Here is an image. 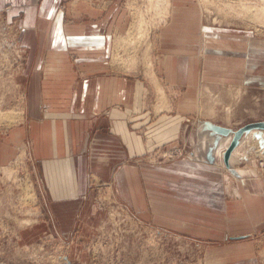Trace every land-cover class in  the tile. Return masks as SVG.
I'll use <instances>...</instances> for the list:
<instances>
[{"label": "crops", "instance_id": "1", "mask_svg": "<svg viewBox=\"0 0 264 264\" xmlns=\"http://www.w3.org/2000/svg\"><path fill=\"white\" fill-rule=\"evenodd\" d=\"M61 1L0 0V6L9 4L11 14L22 17L25 43L40 42L38 48L29 47L24 69L30 78L23 102L25 122L9 129L0 140V162L25 146L48 218L45 227L71 233L83 226L87 231L94 208L90 199L79 197L87 191V172L104 174L110 162L180 137L193 142L192 158L140 169L126 163L119 166L113 173L119 196L131 201L140 216H150L166 227L178 224L183 229H206L207 216L213 218V231L222 227V216L226 226L235 225V231L263 225L264 175H257L251 165L255 160L251 157L246 170L239 164L223 165V150L231 139L228 134L219 140L216 160L209 162L202 157L206 150L196 147V129L184 128L183 122L195 102L193 89L199 84L202 89H210V84L237 89L240 97H247L253 88L261 92L264 104V38L239 28L203 24L191 3L173 0L168 22L157 35V72L172 94L179 89L181 95H171L168 110L151 112L139 107L132 111L137 100L129 96L127 79L104 70L109 40L119 25L120 2L109 0L106 8L97 11L94 6L77 4L69 9L72 19L68 21ZM120 104L125 105L123 110ZM214 106L202 109L204 119L225 125ZM130 110L133 116L129 118ZM256 117L264 120V115ZM257 130L243 135L248 145L255 143L253 131ZM263 130L262 146H256V151L264 150ZM244 146L240 143L233 148L229 162L238 160ZM127 171L128 176L133 175L132 183L126 181ZM186 200L197 208L192 212L174 209L173 202Z\"/></svg>", "mask_w": 264, "mask_h": 264}, {"label": "rangeland", "instance_id": "2", "mask_svg": "<svg viewBox=\"0 0 264 264\" xmlns=\"http://www.w3.org/2000/svg\"><path fill=\"white\" fill-rule=\"evenodd\" d=\"M108 1L62 0L60 8L65 10V19L70 21L72 18L69 17V9L72 6L87 4L94 6L97 11V9L106 8ZM117 1L120 2L121 7L119 25L109 40L104 70L127 79L130 87L129 96H133L139 104V106L137 104L132 106V111L142 107L143 111L155 112L154 103L157 95L145 73L147 67L143 60V50L145 42H150L149 46L152 48L149 47L148 51L149 55L152 54L150 58L152 57L155 72L158 75L157 35L168 22L173 0H170L168 13L164 15L162 12L156 13L161 8L148 9L150 0ZM177 1L191 3L203 24L213 27L239 28L248 31L256 38H264V0H174V2ZM242 1L249 6L245 8L246 4ZM132 3L141 9L149 26H146L145 37L130 53V56L136 59V63L126 67L114 61L113 53L116 52L114 40L118 35H125L135 19L136 8L130 6ZM12 9L9 4L0 6V109L21 110V117L0 122V140L9 129L25 122L23 102L27 97L26 85L30 82V78L24 69H27L30 48L33 44L38 48L40 43L30 42L31 45L25 43L27 40L22 39L24 33L22 17L13 16ZM128 52H124V55ZM158 80L161 81L159 75ZM161 84L168 96V105L163 109L165 110L171 107L169 106L171 95L179 97L182 90L174 89L172 94L162 81ZM210 86V89H202L203 85L199 84L193 89L195 102L189 107L191 111L186 113L183 122L184 128L196 129L195 132L199 136L196 147L202 146L203 150H206L213 137L208 130L202 129L204 107L215 105L217 117H222L225 125L228 124L227 126L232 128L255 121L256 116L264 115V104H261L259 94L261 92L258 90L252 88V92L247 97L241 94L242 98L240 93L236 92L237 89L223 90L217 84H210ZM215 89L221 90L222 93H216L219 91H214ZM114 106L118 105L114 104ZM120 108L123 110L125 105L120 104ZM226 108L230 109L229 115L226 114ZM108 111V108L105 109V114ZM132 111L127 112L126 117L133 116ZM141 129L142 127L137 131ZM244 134L240 136L237 144H245L243 151H239L241 155L237 156L238 160L229 162V165L239 164L241 170H246L252 157L255 162L250 164L256 169L257 175H264V150L262 149V152L258 148L256 151V146L262 145L254 135L255 143L248 145ZM221 138L222 136L219 140ZM217 145L213 150L212 162L217 158L215 154ZM193 149H195L193 142H190L188 138L180 137L170 144L157 145L146 149L141 154L110 162V166L104 169V174L89 170L85 179L87 191L79 195V197L90 199L91 208H94L93 216L88 219L89 226L86 227L88 230L84 231L83 226L82 228L78 226L73 232L64 233L54 231L52 226L45 227L48 218L28 162L27 151L25 146H19L12 157L0 162V167L6 166L10 169L7 174L3 173V168H0V264H264V224L253 230L235 231L233 228L235 225L226 226L227 222L222 216V227L213 231V218L207 216L206 229H183L178 224L166 227L153 222L150 216H140L131 201L119 196L117 182L113 176L119 166L126 163L140 169L141 166L144 168L145 165L150 164L164 165L181 158H192ZM202 157L207 159L205 154ZM128 172L126 181L132 183L133 175L131 173V176H128ZM26 178L32 181L28 189L22 184ZM177 192L181 193V190ZM226 196L228 199L231 198L229 194ZM175 198L172 197V200L175 201ZM173 204H175V210L192 212L197 208L196 203L188 200L185 203L173 202ZM26 219H28L27 223H25ZM77 223L80 222L77 221Z\"/></svg>", "mask_w": 264, "mask_h": 264}, {"label": "bare ground", "instance_id": "3", "mask_svg": "<svg viewBox=\"0 0 264 264\" xmlns=\"http://www.w3.org/2000/svg\"><path fill=\"white\" fill-rule=\"evenodd\" d=\"M133 3L130 4V6H133L132 8H136V11H135V19L133 20V22H131L130 29H128V31L126 30L127 32L125 35H118L117 37H115V40H114V51L116 50V52L113 53L114 61L118 62V63H122V65L123 66L125 65L126 67L134 65L136 63V59L133 56H130L131 55L130 53H132L134 51L135 46L143 39V37H145L146 30H147L146 26L148 25V22L146 23L147 20L145 19V16L142 13L141 9L135 7L133 5ZM242 3L246 4V6L243 5L245 8L249 6V4H247L246 2L242 1ZM170 5H171L170 0H150L148 9L150 10V8H155V9L161 8L156 13L162 12V14L164 15L165 13H168V9H169ZM258 9H260V8H258ZM162 14H160V15H162ZM251 14H252V16H254V12H252ZM149 39H150V37H149ZM149 43L150 42H148V41L145 42L146 45H144L145 48L143 50V60L145 61V64L147 67V69H145L146 76L148 77V79L150 80L152 86H154L155 91H156L157 96L155 98L156 102L154 103V109L156 112V111L163 110L164 108L167 107L168 96H167L165 89L163 88V86L161 84V81L158 80V75L155 72L154 62L152 60V57L150 58V56L152 54L149 55V51H148L149 47L152 48L151 46H149ZM150 50H152V49H150ZM127 51H129V52L126 55H124V52H127ZM122 52H123V54H122ZM141 62H142V58H141ZM20 112H21V110H18V109H6V110L0 109V122H7L10 120L12 121L14 119H18L21 117ZM261 130H263V129H261ZM229 134H232V133L230 132ZM221 136H224V135H221ZM224 150H223V152H224ZM229 157H230V155H229ZM0 168H3L2 169L3 173L5 172V173L9 174L10 169L8 167L2 166ZM31 183H32V181L29 178H26L22 184L25 188L28 189V186H30L29 184H31ZM27 222H28V219H26L25 223H27Z\"/></svg>", "mask_w": 264, "mask_h": 264}, {"label": "water", "instance_id": "4", "mask_svg": "<svg viewBox=\"0 0 264 264\" xmlns=\"http://www.w3.org/2000/svg\"><path fill=\"white\" fill-rule=\"evenodd\" d=\"M254 128L258 130L253 131V135L258 138L260 145H262L263 139H262L261 129H264V120L249 121L238 126L237 128H232L230 126L223 125L209 119H204L202 121V129L208 130L209 133L213 135L211 142L206 147L205 156L207 160L209 162H212L214 160L213 150L217 145L221 135H227L231 132L232 137L230 139L229 144L227 145V147L223 152V163L225 164L226 167H229L230 166L229 155L231 153V150L235 147L240 136L243 133L249 132L251 129ZM234 237H238V236H234Z\"/></svg>", "mask_w": 264, "mask_h": 264}]
</instances>
